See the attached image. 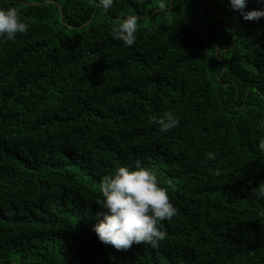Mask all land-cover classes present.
I'll list each match as a JSON object with an SVG mask.
<instances>
[{
  "label": "trees",
  "instance_id": "obj_1",
  "mask_svg": "<svg viewBox=\"0 0 264 264\" xmlns=\"http://www.w3.org/2000/svg\"><path fill=\"white\" fill-rule=\"evenodd\" d=\"M159 2L0 0L29 24L0 37V264H264L251 191L264 182V18L228 0ZM130 14L125 47L110 29ZM165 111L179 125L161 132L149 117ZM137 160L177 215L159 248L117 251L93 230L96 201L102 177Z\"/></svg>",
  "mask_w": 264,
  "mask_h": 264
},
{
  "label": "clouds",
  "instance_id": "obj_2",
  "mask_svg": "<svg viewBox=\"0 0 264 264\" xmlns=\"http://www.w3.org/2000/svg\"><path fill=\"white\" fill-rule=\"evenodd\" d=\"M142 4L143 0H136ZM223 2V0H221ZM264 4V0H256ZM232 10L239 11L246 21H259L264 18V7L246 10L247 0H228ZM113 0H99V6L105 11L112 8ZM157 9L167 11V5L160 0ZM138 17L134 14L116 20L110 29L114 40L122 41L125 47L133 46L138 31ZM29 24L21 19L16 7H0V37L14 40L18 33L26 34ZM159 131L168 132L179 125L177 116L172 111L149 117ZM259 150L264 152V139L259 141ZM215 153L206 154L207 160H215ZM135 167L118 166L114 172L102 177L100 183L101 199L96 201L101 211L96 216L102 217L93 226L99 241L117 251L130 249L133 244L149 245L153 249L167 237L161 229V221L171 220L177 215V208L170 200L168 189L162 186L157 175L142 167L140 161ZM214 175H219L217 170ZM252 194L264 198V182L252 188ZM264 214V213H262Z\"/></svg>",
  "mask_w": 264,
  "mask_h": 264
}]
</instances>
